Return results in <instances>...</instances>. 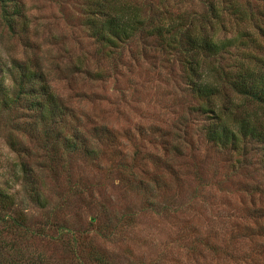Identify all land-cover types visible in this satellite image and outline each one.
<instances>
[{"label":"rangeland","instance_id":"obj_1","mask_svg":"<svg viewBox=\"0 0 264 264\" xmlns=\"http://www.w3.org/2000/svg\"><path fill=\"white\" fill-rule=\"evenodd\" d=\"M88 1L0 0V92L16 88L15 65L41 67L60 106L56 135L82 139L53 146L28 101L0 108V215L31 227L24 238L0 225L4 240L25 264H264L263 147L210 142L215 116L200 111L166 30L149 22L104 49L85 24ZM131 1L166 25L218 4L216 39L248 32L264 56V0ZM241 51L224 58L228 71Z\"/></svg>","mask_w":264,"mask_h":264},{"label":"trees","instance_id":"obj_2","mask_svg":"<svg viewBox=\"0 0 264 264\" xmlns=\"http://www.w3.org/2000/svg\"><path fill=\"white\" fill-rule=\"evenodd\" d=\"M1 1L6 5L13 4L17 0ZM15 5L17 6V4L13 6ZM87 6L85 24L91 38L101 44L104 49L119 48L122 44L136 38L149 26V22L162 26V28L155 27L152 32L162 36L163 30H166L168 44L180 51L185 60L193 95L202 102L200 111L212 113L215 116L213 127L207 131L208 140L216 146L223 148L231 146L237 150L241 142L253 141L262 146L264 152V130L259 131L255 126L264 124V56L256 54L262 52L263 45L257 38H252L248 32L238 34L231 39H216V35L212 33V25L215 21L219 24L218 21L222 18L218 4H209L208 13L203 17L193 15L195 18H190L189 16L187 25L177 22L178 20H175L172 14H170L171 18L165 15L162 17L163 20L170 21L167 25L161 22L158 15H153L150 21L151 17L144 8L145 5L133 4L131 0H89ZM238 14L246 17V12L241 11ZM256 28L264 37V28L262 26ZM243 48L245 50L241 51L240 49ZM232 50L241 51L243 55L237 57L242 60L240 59L233 68L228 67L230 69L228 71L223 61ZM12 71L16 88L11 96L0 92V108L12 110L23 100L28 101L29 106L40 113L37 116L38 125L40 122L42 125L45 123L47 125L42 131V136H45L48 142L56 138L53 146L57 147L61 142L68 141L78 148L77 143L82 140L78 134L70 137L56 135V126H59L56 124V119L60 106L58 101L51 97V87L41 67L33 69L28 64L20 65V67L15 65ZM2 88L0 83V91ZM228 93L232 97H229ZM223 99L225 102L220 105V100ZM61 123H64V120H61ZM66 148L68 145L65 150ZM36 192L39 197H35V201L41 205V192ZM6 203L7 201L0 203L1 209L7 208L4 206ZM7 218L12 220V225ZM0 225L7 230L16 226L18 232L24 231V238L31 233V227L24 221L18 224L14 216L1 217L0 215ZM3 234L4 232H0V264H25L27 257L24 249L15 243H7ZM28 264H45V261L34 260Z\"/></svg>","mask_w":264,"mask_h":264}]
</instances>
